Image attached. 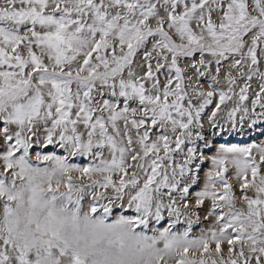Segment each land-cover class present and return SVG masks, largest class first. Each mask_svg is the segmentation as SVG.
<instances>
[{"label":"snow or ice","instance_id":"snow-or-ice-1","mask_svg":"<svg viewBox=\"0 0 264 264\" xmlns=\"http://www.w3.org/2000/svg\"><path fill=\"white\" fill-rule=\"evenodd\" d=\"M255 81L253 114L264 0H0V264H264V145L221 146L213 226L172 230L202 114L242 124Z\"/></svg>","mask_w":264,"mask_h":264},{"label":"rangeland","instance_id":"rangeland-1","mask_svg":"<svg viewBox=\"0 0 264 264\" xmlns=\"http://www.w3.org/2000/svg\"><path fill=\"white\" fill-rule=\"evenodd\" d=\"M242 84H239L236 87V91H239V87H242ZM205 90L207 91V86L204 85ZM220 87H226V85L221 83ZM259 91V81H255L252 83L251 89L248 93L249 100L245 102V105L249 108V114L245 117L243 123L240 122V113H237L236 121L237 126L233 127L229 121L227 112L223 111V108L220 113H218L216 117L217 126L213 127L210 122V114L211 111L214 110V104L210 105L208 109L205 110V113L202 114V124L203 128L199 129L202 132L204 139L200 140L196 135H193L192 144L188 145L191 147H195L197 151V164L199 171H196V167L193 168L192 175L195 179L188 184L189 186V197L187 199V203L189 204V208L185 209L182 207L181 201H177V206L180 207L183 215L180 217V223L176 224L173 231L183 232L187 226L188 221H192L191 228V237H199L202 232L207 231L210 227L213 226L212 219H206L207 213L210 211L211 202L205 201V204L197 209L195 207L194 201L196 200V193L202 191L207 180V173L212 169L211 158L214 157L219 151L221 146L224 147H252L253 145L260 146L264 145V109L260 107L259 104L256 105L255 113L252 112V100H254L255 93ZM235 99V97H234ZM229 107L232 106V102L229 101ZM255 121V123H253ZM207 142L210 145V148H204V143ZM44 152H50V149L43 150ZM203 153V162H199L200 153ZM56 154L60 155L61 151L56 150ZM253 154L255 155V149H253ZM66 155V153H64ZM34 163H40L35 160V157H32ZM70 163L77 165H84L87 163L83 158L74 157L69 159ZM177 162H182L181 157H177ZM233 172V169L229 167V174ZM73 179H78L75 175ZM229 183L236 187V182L234 180H229ZM63 190V189H62ZM239 192L237 190V196ZM190 212H197L199 214V220L197 221L195 215H191ZM170 218L165 214V221L161 222V225H158L161 230L165 227H168V220ZM139 230V229H138ZM151 232V230H150ZM190 255H192L190 253ZM194 258H199V254H195Z\"/></svg>","mask_w":264,"mask_h":264}]
</instances>
